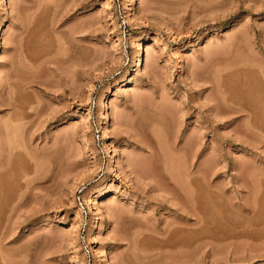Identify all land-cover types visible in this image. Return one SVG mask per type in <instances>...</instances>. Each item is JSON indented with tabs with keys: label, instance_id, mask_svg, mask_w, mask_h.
Masks as SVG:
<instances>
[{
	"label": "rangeland",
	"instance_id": "rangeland-1",
	"mask_svg": "<svg viewBox=\"0 0 264 264\" xmlns=\"http://www.w3.org/2000/svg\"><path fill=\"white\" fill-rule=\"evenodd\" d=\"M246 102L264 128V0H0V264H264Z\"/></svg>",
	"mask_w": 264,
	"mask_h": 264
},
{
	"label": "bare ground",
	"instance_id": "bare-ground-1",
	"mask_svg": "<svg viewBox=\"0 0 264 264\" xmlns=\"http://www.w3.org/2000/svg\"><path fill=\"white\" fill-rule=\"evenodd\" d=\"M137 63H136V67H137V69H140V68H142V65H143V59L141 58V56H139L138 58H137ZM226 85H227V83L225 84V88H226ZM248 94H249V92H248ZM251 94V93H250ZM251 97V96H250ZM246 98H247V96H246ZM245 98V101H247L248 99H246ZM239 99V98H238ZM251 99H253V98H251ZM240 100V99H239ZM249 101V100H248ZM251 101H253V100H251ZM242 102V101H241ZM244 102V101H243ZM246 103H248V102H246ZM250 103V102H249ZM248 103V105L247 104H239V107H237V108H233L232 110L234 111V112H237V113H241L242 114V116L243 117H248V116H250L252 119V121L253 120H255V122L256 123H254V125H255V127L256 128H258V130H262V129H264L263 127H262V124H261V120L263 119H261V115H262V112H260V109H258L259 108V106L257 107V109H256V106H251V104H249ZM252 104H254V102L252 103ZM15 106V105H14ZM163 107V106H162ZM160 108V107H157V109H159V117L157 118L158 119V121L159 122H161V124H163V123H165L166 121H165V118H166V115H167V111H166V109H164V107L163 108ZM261 107V106H260ZM15 108H16V106H15ZM156 110V109H155ZM262 110V109H261ZM154 111V110H153ZM158 111V110H157ZM153 113H155V112H153ZM157 114V113H156ZM155 114V115H156ZM264 114V113H263ZM14 117H12L11 119H13V120H18V117H17V115H13ZM227 118H231V117H227ZM154 119V118H153ZM152 119V120H153ZM156 119V118H155ZM163 120H164V122H163ZM157 121V120H156ZM157 121V122H158ZM229 121L230 122H233L234 121V119L232 120V119H229ZM261 121V122H260ZM167 125V124H166ZM165 127V124H164V126H163V128ZM165 129V128H164ZM249 131V129H248V127H246V126H244L243 127V129L241 130V134H242V138L243 137H245L246 138V135H247V132ZM161 134V133H160ZM151 136H152V134H151ZM244 139V138H243ZM153 140H149V141H145V143L142 141L141 143L143 144V149H150L153 153H156V151H157V143H155L154 141L152 142ZM243 141V140H242ZM246 141V140H245ZM188 142V146H187V151L188 150H190V151H192V150H194L195 152L198 150V148L196 147V144H195V140L192 138V137H190V139L187 141L186 140V143ZM153 143H155L156 144V146L155 145H153ZM160 143V142H159ZM161 144V143H160ZM185 148V147H184ZM160 150L161 151H164L165 149H164V147H160ZM184 151H185V149H183ZM162 153H164V152H162ZM166 154V153H165ZM138 159V158H137ZM136 160V159H135ZM139 160V159H138ZM141 160V159H140ZM173 160V159H172ZM171 160V161H172ZM137 162L138 161H136V164H137ZM171 163V162H170ZM142 165V164H141ZM141 165L139 164V166L141 167ZM178 165V164H177ZM176 165V166H177ZM181 165V164H180ZM138 166V167H139ZM137 167V166H136ZM137 167V168H138ZM139 167V168H140ZM144 167V165L142 166V168ZM171 167V166H170ZM178 167H179V165H178ZM178 167L176 168V169H178ZM181 167V166H180ZM141 169V168H140ZM144 169H145V167H144ZM143 169V170H144ZM153 169V168H152ZM175 169V170H176ZM146 170V169H145ZM154 170V169H153ZM171 170H172V168H171ZM139 171H141L142 172V170H139ZM169 173V172H168ZM174 173V174H173ZM177 171L176 172H171V174H170V176H169V178L172 180V181H174V184H175V186L177 187V191L179 192V195H180V197H181V199H182V201H183V199H186V198H188V200H189V203H190V205H189V208H188V211H186L185 209H184V207L182 206V204L184 203V201L182 202L180 199H176L177 201H178V205H180V208L185 212V216H186V220L187 221H190V220H192V222H191V225H192V227L191 228H187V227H176V229H178L180 232H183V231H190L191 230V232H192V234L194 233L195 235V240H193V242L192 241H190V243H194V244H196V240H197V235L200 233V229H202V228H204V227H201V223L203 224V221H202V218H201V214L200 213H202L201 212V210L203 209V208H201L202 206H201V195L202 194H200V191H199V181L201 180V178H200V176L199 175H194L193 176V174L191 175V174H189V177L191 178L190 179V183H191V187L189 188H186L185 189V187H181L180 186V184L178 183L179 182V178H177L178 177V174L179 173H177ZM181 173V172H180ZM192 173V172H191ZM173 174V175H172ZM180 177V176H179ZM155 179V178H154ZM182 182V181H181ZM180 186H178V185ZM181 184H183V183H181ZM7 186V185H6ZM174 186V187H175ZM9 189V188H8ZM12 189V188H11ZM189 189V190H188ZM4 190V189H3ZM186 197V198H185ZM203 219H204V217H203ZM206 222V221H205ZM204 222V223H205ZM205 226V225H204ZM201 227V228H200ZM175 228H174V230H176ZM184 229H186V230H184ZM171 230V229H170ZM169 230V231H170ZM183 230V231H182ZM205 230V229H204ZM168 230H167V232H169ZM177 231V230H176ZM203 232H205V231H203ZM245 232V231H244ZM189 233V232H188ZM202 233V232H201ZM206 233H208V232H206ZM240 233V232H239ZM239 233H237L238 235H236V234H229V233H223L222 235H221V233L219 234V233H217V234H219V235H221V236H218L216 233H215V236H213V235H210V238L212 239H214V240H217V241H221V242H223V241H227V240H231V239H235V238H238V237H243V238H245V234H242L243 232H241L240 234ZM180 234V233H179ZM213 234V233H212ZM177 235V234H176ZM169 236H171V234L169 235ZM193 236V235H192ZM249 236H251V235H249ZM166 237V236H165ZM172 237V236H171ZM246 237H247V235H246ZM168 238V237H167ZM194 238V237H193ZM177 239H179V238H177ZM171 240V239H170ZM169 240V241H170ZM176 240V239H175ZM183 240H184V238H183ZM187 240V239H186ZM0 241H1V239H0ZM174 241V240H173ZM177 241V240H176ZM180 241V240H179ZM179 241H177V243L179 242ZM182 241V240H181ZM188 241V240H187ZM228 242H230V241H228ZM183 243V242H182ZM190 243H188L187 242V244H186V242H185V245H188V244H190ZM1 244V243H0ZM184 244V243H183ZM193 244V245H194ZM178 245V244H177ZM185 245H181V246H185ZM191 245V244H190ZM180 246V245H179ZM189 246V245H188ZM0 249H1V247H0ZM0 256H3V254H1L0 253ZM261 256V255H260ZM3 258V257H2ZM1 259V258H0ZM4 259V258H3ZM3 261V260H2Z\"/></svg>",
	"mask_w": 264,
	"mask_h": 264
}]
</instances>
